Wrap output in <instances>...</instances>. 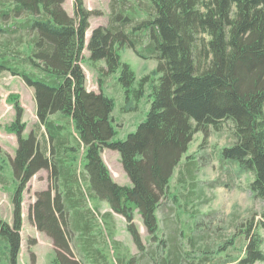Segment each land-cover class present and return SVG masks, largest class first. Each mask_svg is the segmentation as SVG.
Listing matches in <instances>:
<instances>
[{
    "label": "trees",
    "instance_id": "16d2710c",
    "mask_svg": "<svg viewBox=\"0 0 264 264\" xmlns=\"http://www.w3.org/2000/svg\"><path fill=\"white\" fill-rule=\"evenodd\" d=\"M7 1L0 18L13 22L0 24V34H27L29 50L22 53L16 47L9 56V51L0 49V75L9 70L34 88L39 124L46 132L43 144L35 131L24 136L23 108L16 99L17 116L9 125L18 137L10 159L18 181L12 194L13 225L0 218L9 264H18L23 191L42 168L51 170L57 190L54 195L51 189L37 193L31 217L53 238L59 264L75 263L64 255L71 250L65 227L79 232L83 242L91 241L94 219L87 196L107 201L111 210L125 217L142 250L133 256L138 264H180L182 230L159 237L158 210L194 134L202 130L208 135L209 126L218 127L226 119L235 124V140L222 149V157L238 163L242 171H252L250 188L264 199V0H111L109 24L92 31L90 59L104 60L106 73L121 69L119 79L128 101L145 95L149 77L138 79L135 86L136 73L122 60L121 47L156 59L159 74L158 81L150 84L146 118L118 140L113 139L114 99L87 88L81 64L93 11L84 0H74V16L64 8L65 0ZM144 36L148 42L141 46ZM55 113L70 118L74 142L64 131L66 124L51 117ZM105 147L120 152L132 185L112 177L102 157ZM82 148L88 194L75 168ZM5 181L0 168V182ZM69 210L74 211L70 222ZM135 211L160 251L145 247ZM260 230L264 232V210L245 230L246 248L238 264L264 261Z\"/></svg>",
    "mask_w": 264,
    "mask_h": 264
},
{
    "label": "rangeland",
    "instance_id": "374dc122",
    "mask_svg": "<svg viewBox=\"0 0 264 264\" xmlns=\"http://www.w3.org/2000/svg\"><path fill=\"white\" fill-rule=\"evenodd\" d=\"M7 0H0V11L8 8ZM111 0H84L85 6L93 11L90 17V26L86 34V45L81 60L86 73V85L89 90L105 94L114 99L115 106L112 112L113 125L116 133L114 140L125 139L135 131L139 123L147 116L150 108V84L158 81L156 72L157 60L143 58L133 48H120L122 60L128 62L135 71L138 79L145 75L149 77L145 95L138 101L126 99L125 88L119 77L121 69L115 73H106L104 60L92 61L88 43L92 31L100 25H108L110 21ZM64 8L74 16V0H65ZM13 18L4 20L0 24H11ZM22 34L8 36L0 34V49L9 51L16 47L25 53L29 50L28 35L18 40ZM16 37V38H15ZM148 42L144 36L141 46ZM101 84V86H100ZM23 108L22 121L26 127L24 136L32 131L38 135L43 144L46 138L45 127L39 124L35 92L22 77L5 70L0 75V168L6 178L0 182V218L13 225L14 204L12 194L18 185L11 171L10 159L18 148L17 135L9 130V125L16 119L17 110L15 100ZM56 121L66 124L64 130L74 142L73 124L69 117L60 113L51 116ZM208 135L202 130L197 131L188 149L184 152L180 163L175 168L169 183L167 195L162 199L158 210L159 237L166 238L171 232L179 234L181 241L180 264H238V258L244 254L247 236L246 228L251 222L259 219L264 210V199L250 188L254 178L252 171L240 170L239 164L222 157V149L235 140V124L231 119L220 122L218 127L209 126ZM83 148L78 152L75 162L80 182L84 180ZM102 157L108 166L112 177L123 185H132L125 172L121 155L118 150L103 148ZM51 189L52 195L57 188L54 175L50 169L42 168L27 182L23 191L21 248L18 255V264H59L58 252L53 238L38 228L31 217V209L37 199V193ZM63 192V188L60 187ZM86 194L87 189L84 190ZM87 206L94 219L90 243L83 242L81 234L65 227L67 240L71 247L69 252L64 251L67 259L74 264H138L133 256L139 255L142 250L135 244L127 222L123 215L111 210L107 201L94 196H87ZM112 211L110 216L102 214ZM68 221L74 216V211L67 213ZM135 222L141 232L147 249L155 247L160 251L159 243L150 240V235L143 224L141 215L135 211ZM264 237V232L260 230ZM193 239V242L191 241ZM264 249V243H263ZM63 253V252H62ZM148 258V257H147ZM0 264H9V252L6 241L0 237ZM255 264H264L257 261Z\"/></svg>",
    "mask_w": 264,
    "mask_h": 264
}]
</instances>
